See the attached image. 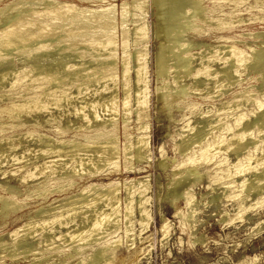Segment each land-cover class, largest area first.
<instances>
[{
	"label": "bare ground",
	"instance_id": "bare-ground-1",
	"mask_svg": "<svg viewBox=\"0 0 264 264\" xmlns=\"http://www.w3.org/2000/svg\"><path fill=\"white\" fill-rule=\"evenodd\" d=\"M2 1L3 0H0V88L2 89V87H5L6 84V86H9V89H6L4 92L0 93V103L2 101H7L4 102V106H1L0 104V119H2L1 117L4 113V115H6V121L8 119L10 120L9 122H12L11 126L10 124H7L10 126L9 128H12L13 130H11L10 132L6 131L7 129H9L7 128V125H2L0 127V156L8 157V159L14 163L20 162L17 167L8 171L11 173H15V171L21 170L27 163H31L30 168L26 171L27 174L26 177H24L25 179L40 177L44 178L43 182H45L49 177L58 175L59 178L70 177L72 180L67 184L62 185L64 186H61L62 188L60 187L57 189L53 188L48 190L45 189V187L47 184L50 185V183H45V187L43 190H38L39 188H35L31 192L30 195L36 196L34 200L35 202L40 199L42 201L40 202V204H38V207L35 208V215L33 217L25 219L23 223L18 225L16 229L10 232L2 233L0 231V257H2V255H6L5 257L9 258L15 257L17 255L23 257L31 255L32 259L29 264H112L114 262L113 257L115 249L120 244H123V242H125L126 248L132 246L133 244L131 238V240L127 239L129 233H131L130 216L133 212L134 207L132 206V193H135L138 199L136 208L139 211L137 213L140 214L139 225L141 227L143 225H146L145 223L147 222V213L144 210V203L148 200L149 197L147 196V198L145 195L147 187L144 184L147 179L144 178L145 176L142 179H138L137 187L135 188V190H132L134 192H131V180H124L122 185H119V182L116 181H110L106 184H98L96 182H92L84 186H79L76 191L69 190H71L72 186L75 184V180H73V177H76L77 179H89L91 177L104 174L106 168L108 169V167H112V170L116 171L119 168L118 167L116 169L119 158H123L122 161L124 162V170L128 171L133 170V167H131L127 163L128 160L131 161L132 158H135L136 160L142 159L141 161L144 162V160L146 159L145 156L147 151L149 150V137L146 133L147 124H143L142 122V124L140 123L138 125L139 132L136 135L134 141L131 140L129 134H124V141L121 143L116 131V121L118 114V98L121 101V107L119 108H121L123 113L121 118L123 125L130 121L129 105L131 97L134 100L133 102H135V109L133 108V110L137 112L138 110L144 111L147 108L146 98L148 96V79L146 78V71L149 51L146 43L148 24L144 19V17L146 16L145 5L147 3V0H121V2L117 4L114 3V0H77V2L68 0H11L6 4H2ZM148 1L151 2L152 12L157 19V24L153 25L152 28L153 37L156 40V46L155 48L153 47L154 60L158 63V65L155 67V72L157 74L156 76L159 77L167 74L165 65L163 66V64H160L159 62V57L161 55H164L163 61H166L167 64L169 63L170 56H172L170 58L172 60L170 61L173 62L171 64H173V67L175 68L174 70H184L190 66L194 58L199 57L201 58V60L202 58L207 60L204 54L206 52H215L216 55H218L217 57H223L220 59L222 60V64L218 66L215 72V74L217 73V75L223 77V80L225 78L227 82L232 81L231 83L234 84V81H236L235 64H238L239 62L244 60V63L256 73V77L261 82H264V49L256 46L257 48H250V52L246 54L242 50L235 47V45L231 41L232 39L230 36H219V38H221L222 40L218 41L219 43L215 45H207L203 42H199L198 44L202 48V51L199 53H183L184 50L188 48V46L196 43L195 38L186 36V33L193 28L191 22L187 20L188 15L192 16V14H199L200 17L204 19L203 21H205L207 18V16L203 15L206 6H203L200 3V0ZM262 1L263 0H254V4L257 5ZM213 9H211V12ZM219 9L220 8H218V10ZM209 14L210 13H208L207 15ZM208 19L211 18L208 17ZM208 19L207 21H209ZM199 21L200 20L198 19V22ZM128 22L129 25H132L131 28L130 26L127 27ZM225 22L226 21H224L223 23L220 22L222 24L221 26L220 23H218L221 30H224V28L228 26H226ZM195 32L194 33L198 35L197 31ZM204 33L202 35H204ZM234 43L237 44V41H235ZM243 47H245V45ZM117 49L121 50V52L118 53ZM198 51L200 50L198 49ZM209 59L210 58H208V60ZM213 59L215 62V56H213ZM206 65H204V67L202 66V70L199 69L202 73H206L209 69H211L210 67H205ZM241 66L244 65L241 64ZM193 71L195 72V70ZM211 71L212 70H210L209 72ZM199 72L196 71V74L194 73V75L199 74ZM190 74L188 75L189 77H191ZM203 75L204 74H202V76ZM193 77L195 78L191 83H188L189 85L201 86L204 83L206 84V82H204V80L200 77ZM207 77L208 76L206 75V78ZM239 81L237 79V82ZM161 87L162 86H156L154 88L156 92H158L157 95H155V99L157 96V99H159L160 102L163 100L165 104L168 105V102L166 101V97L164 95L165 91L161 92ZM187 87L188 86H186L185 84L183 86H180L178 92L184 91L185 89L187 91H192V89L189 88L188 90ZM246 93L245 96H248L247 99L253 100V93L250 91L249 93H247V95ZM232 94L233 93H231V95ZM236 94L239 95L238 92ZM210 95L211 94H209V96ZM212 95L214 96L215 94L213 93ZM175 97H177V94ZM178 97H182V95ZM178 97L176 98V100L179 99ZM256 101L254 102V104L256 103ZM257 103H259V106H257L258 108L256 107ZM257 103L255 104L257 110L253 111L251 117L247 118L244 115L240 114L236 117V122L234 121L236 123L235 127H233L235 130L234 138L236 137V139L233 140L230 148H232L235 152L243 148L244 145L243 141L241 140L243 138H241L240 135L246 133L247 129H251V127L254 125L258 128L264 129V103ZM63 105L64 110H62ZM228 105L230 106L231 104H227V106ZM159 107H161V105ZM193 108L195 107L193 106ZM54 109L63 111L61 115L67 116L65 119L66 125L64 127L62 125H53V123L57 121V118L60 117V115L56 116V114L53 112ZM237 109L238 106L236 107V110ZM100 110L103 112L101 116L98 114V112L100 113ZM226 110L228 111V109H225V112H227ZM23 113L28 114V118L23 119ZM142 114L143 113H141V115ZM140 117L138 118L140 119ZM222 118L216 119L214 121L209 120V126H207L205 122L197 120L192 128L190 127L189 129L188 127V129H186L185 127L188 132L182 137V141L178 144V149L184 153L186 150L189 151V149L195 144H201L203 140L208 135H210L216 127L221 126V124L225 120L224 118V120ZM225 125L227 124L225 123ZM22 126H24L25 128H21ZM67 127L73 128L74 132L76 131L68 138H62L60 136L61 139H57V137H53L54 134H48V132H50L51 130L55 131L56 134L59 132L61 133L62 131H64V129L67 133L69 132L68 130H66ZM85 128H88V130H86ZM91 128H94V130H92L93 132L91 131V133H80L83 132V129L89 131ZM227 128L224 129L226 130ZM228 132H231V130H229ZM219 133H222V131ZM225 133L227 132H224V134ZM247 133L249 135V133L251 132L248 131ZM80 135L82 136V138L78 139V136ZM219 138L220 137L218 136V140L216 138L208 141H205L206 139L204 140L205 143H203L200 147V150L202 152L199 160H201L202 157L204 158L206 153L211 150L213 146H215L214 144H216V142L219 144ZM27 139L30 141V143H28V146H25L24 140ZM249 142H247V144H249ZM220 143L222 144L224 142L222 141ZM17 148L21 150L20 154H17ZM252 149H254L253 151H255V147H252ZM31 152H34L33 157L35 159H37V156H41L42 162H28L31 159L28 154ZM234 155H237V153ZM143 158L145 159L143 160ZM195 158L196 157L191 154V156H188L186 159V163L189 164V166L190 163H193L191 164V169L193 170L189 171L190 168L188 169L185 166V168L188 169V171L186 170V172H184V169L183 172L184 174L186 173L185 175L181 174L182 177L174 180L170 185H168L167 183L168 189L166 192H164V198H168L171 204L176 202L181 197H185L187 199L191 197V195H188L189 192H187V189L188 187L192 186V184L198 179L200 175L198 169L196 168L197 166H194V163H197L194 160ZM206 158L208 159L207 156ZM206 158H204V162ZM241 158L242 157H240V159ZM211 159L209 161H211ZM222 159L223 161L226 160V158ZM223 161H219V163L222 164ZM161 162L160 164L162 165ZM225 163L227 162L225 161ZM171 164H175L176 166V163ZM218 164H216L215 166L221 165ZM239 165H236V170H238ZM232 166L230 165V167ZM245 166L247 167V165ZM253 166H251L252 169H257L253 168ZM167 167L169 169V166ZM178 167L180 166L178 165ZM247 168L246 170L248 172L251 171L250 167V170H248L249 168ZM232 170H234V168ZM238 171L242 172V166L241 170L239 169ZM109 173L111 172H105V174ZM175 174L176 172L173 175ZM234 175L235 174H233L232 176L234 177ZM227 176L229 177L230 174ZM228 177L225 176L226 179ZM24 178L21 179L23 180ZM214 181H216V179ZM231 182H228L231 185L227 186L228 183L226 182L227 184L225 183L226 185L223 186H227L229 188V186H232ZM0 186H5L9 191L8 193H10L12 188H16L17 190L16 186L6 182H0ZM40 186L43 187L42 185ZM244 186L243 188H245L246 191L259 192V190L264 186V169L253 172L252 178L248 180ZM239 187L242 188L241 186ZM122 189L124 193L123 198L121 196ZM55 193H59L58 195L61 197H52L51 201L45 204L46 199H48ZM235 193L237 195V191ZM155 197L157 201L158 196ZM237 197L235 196V198ZM232 199H234V196ZM209 200L211 201L210 198ZM190 201L191 200L186 203L189 204ZM121 202H123L124 205L123 215L125 217V232L123 231V234L125 235L123 236H126L124 237L126 239L122 240L125 241H122L120 236H114V234L116 235L117 233L116 231L119 229L118 223L119 213H121ZM254 203H256V201ZM20 208L21 204L12 199V197L10 198L4 195H0V227L4 225L5 218L8 215L19 210ZM248 208L250 207H247V209ZM253 208H255V204ZM177 209L178 211L175 212V216L176 214L180 216L179 208ZM192 212H190V214ZM191 215L189 216L191 217ZM184 217L186 216L184 215ZM188 217L184 219H186L187 221ZM241 221H243L242 218ZM186 223L187 222H185V225H187ZM54 225H59L64 228H52V226ZM167 225H165V227ZM188 226L189 225H187V227ZM146 228L147 227H145L144 229ZM161 228L164 227L161 226ZM141 233H143V231ZM5 235L9 236V240L5 238ZM144 238L145 237H143L142 239ZM90 242H96L97 245L91 248L86 257L82 258L81 253L83 251L82 249L79 250L78 247L80 246V244L85 245L86 243ZM191 242L192 241H190V243ZM192 243H194V241ZM65 247L73 248L70 249L71 251L68 252V250H66L67 253H62L61 256L54 258L55 260H49L51 255L48 254V252L53 251V253H60V250H64ZM255 259L252 258L249 264H257Z\"/></svg>",
	"mask_w": 264,
	"mask_h": 264
},
{
	"label": "rangeland",
	"instance_id": "rangeland-1",
	"mask_svg": "<svg viewBox=\"0 0 264 264\" xmlns=\"http://www.w3.org/2000/svg\"><path fill=\"white\" fill-rule=\"evenodd\" d=\"M9 1H11V0H3L2 4H6ZM68 1H76L77 2V0H68ZM239 1H241V2H239ZM120 2H121V0H114L115 4L120 3ZM147 3L145 5V15L146 16L144 15L145 16L144 19L146 20V23L148 24L147 25L148 29H147L146 43H147L148 51H149L148 61H147V71H146V78L148 79V83H147L148 96L146 98L147 99L146 100L147 101V105H146L147 108L146 107H145L146 109L141 108V109H145L144 111L138 110L136 112L135 110H133V108L135 107V102H133L134 100L131 97L130 98L131 99L130 105H129V116H130L129 120L130 121H128L126 124L123 125V123L121 121L123 113H122L121 108H119V107H121V101L118 98V114H117V121H116V129H117L116 131H117V134L119 137V141L121 143L124 141V138H123L124 134H129L131 140L134 141L136 138V135L139 132L138 125L140 123L142 124V122H143V124H147L148 131L146 129V133L148 134V137H149V150L146 153V156H145L146 159L143 158V160L145 159L144 162L141 161L142 159L136 160L135 158H132L131 161L128 160L127 163L131 167H133V170H131V171L124 170V162L122 161L123 158L122 159L119 158L118 165H117L116 169L118 167L119 168L116 171L112 170L113 169L112 167H108V169L106 168L105 172H108V171L111 172L109 174H105V172H104V174H101V175H98L95 177H91L89 179H86V178L77 179L76 177H73V180H75V184L72 186L71 190H69V191H72V190L76 191L79 186H84V185L92 183V182H96L98 184H106L110 181H116V182H119V185L120 184L122 185L124 180H128V181L131 180L130 181L131 185H132L131 186V192H134L132 190H135V188L137 187L138 179H142L144 176H145L144 178L147 179L144 185L148 188V189L146 188L145 195H146V197L147 196L149 197V198L147 197L149 201L147 200L145 202L148 204L144 203V210L147 213V222L148 223L146 222L145 223L146 225H143L142 227L139 225L140 224V222H139L140 214L137 213L139 211L136 208L137 203H138V199H137V195L135 193H132V201H133L132 206H134L133 212L130 216V225H131V231L130 232L132 234L129 233V236L127 239L128 240L132 239L131 241L133 244H132V246H130L128 248H126L125 242H123V244H120L115 249L114 257H113L114 262L112 264H133V263L134 264H249L251 262L252 258L253 259L256 258L255 261L257 262V264H264V203H263L264 201H262V200H264V188H263L264 186L259 190V192L246 191V189L243 188L245 183H247V181L252 178L253 172L260 171V169L261 170L264 169V132H263L264 129L258 128L255 125L252 126L251 129L250 128L247 129L246 133H243L242 135H240V137L243 138L241 140L243 141V145H244L243 148L244 149L242 148V149L235 152L232 148H230L233 140L236 139V137L234 138L235 130L233 128L236 125V123H235L236 117L238 115L242 114L245 117L249 118V117H251L253 111L257 110V108H258L257 106H259L258 105L259 103H257V102L264 103V82H261L256 77V73L253 70H251V68H249L244 63L245 62L244 60H242L238 64H235L236 65L235 70L237 71V72L235 71V73H236L235 74V78H236L235 80L236 81H234V84L231 83L232 81L231 82L229 81L230 84H232V85H230L229 82H227L225 80V78L223 80V77L217 75V73L215 74L218 66H220L222 64L221 63L222 60H220V59L223 58L221 56H220V58L217 57L218 55H216L215 52H210V53L206 52L204 54V56L206 57L207 60L202 58V60H203L202 61L201 58H199V57L194 58L193 59L194 61L192 60V63L190 64V66L184 70L183 69L174 70L175 68L173 67V64H171L173 62L170 61V60H172V59H170L172 56H170V58H169L168 64H170V65H168L166 63V61L165 62L163 61L164 55H161L159 57V62H160V64H163V66L165 65V67L167 69V74L164 76H159V77L156 76L157 74L155 72V67L158 65V63L154 60L153 51H154V48L156 46V42H155L156 40L153 37L152 28H153V25L157 24V19L152 12L151 2L147 0ZM200 3L203 6L205 5L207 7V8L205 7V10L203 13V15L207 16V18L205 21H203L204 19H202L199 14H196V15L192 14V16L188 15L187 20L189 22H191L193 28H192V30H190L186 33V36H188L190 38L191 37L195 38L196 43H193L192 45L188 46V48L186 50H184L183 53H187V52L188 53H192V52L193 53H196V52L199 53L202 51L201 46H199V44H198L199 42H203L207 45L208 44L215 45V44L219 43L218 41L222 40L221 38H219V36H230L232 39L231 41L235 45V47L237 49L242 50L246 54H248V52H250V48L255 49V48L259 47V48L264 49V46H263L264 45V4H263L264 0L257 5L254 4V0H238V2H237V0H225V2H224V0H216V1L215 0H200ZM233 3H234V5L236 4L235 7H234ZM237 3H238V6H237ZM148 5H150V6H148ZM216 5H217V7H216ZM0 6H1V3H0ZM218 8H220V9L218 10ZM211 9H213L214 11L212 10V12H211ZM205 12L207 14L210 13L209 14L210 16L207 15ZM208 17H210L211 19H208ZM198 19L200 20L199 22H198ZM207 19L209 21H207ZM224 21H226L225 22L226 26L227 25L228 26L226 28H224V30L223 29L221 30L220 26L222 24L220 22L223 23ZM228 22H232V23H228ZM197 23H199V24H197ZM218 23H220V26ZM129 26H130V28L132 27V25H129V22H128L127 27H129ZM197 29H199V30H197ZM203 29H204V31H203ZM195 31H197L198 35L195 34L196 33ZM203 33H204V35H202ZM235 41H237V44L234 43ZM240 41H242V42H240ZM259 44L261 47L259 46ZM244 45H245V47H243ZM119 48H120V46H119ZM248 48H249V50H248ZM118 49H117V52L118 53L121 52V50H118ZM198 49L200 51H198ZM207 55H208V57H207ZM211 56H212V59H211ZM213 56H215V62H214ZM173 58H174V56H173ZM208 58H210L212 61L209 59L210 60V62H209ZM217 59H218V61H217ZM16 60H17V57H16ZM205 62L207 63V65ZM241 64L244 66H241ZM201 65L203 67H204V65H206L205 67H210L211 69H209L206 73H202L201 72V70H202ZM238 67H240V68H238ZM199 69H201V70H199ZM246 69H248V70H246ZM193 70H195V72ZM210 70H212V71L209 72ZM196 71L199 72V74H197L199 76L194 75V73L196 74ZM190 73H192V74H190ZM189 74L191 75V77L188 76ZM202 74H204V75L202 76ZM212 74H213V76H212ZM170 75H173V76H170ZM192 75L196 76V77H200L201 79L204 80V82H206V84L204 83L201 86L189 85L188 83H191L192 80H194V78H195ZM206 75L208 76L207 78H206ZM236 75H238V76H236ZM209 76L211 79L209 78ZM185 78H187V79H185ZM237 79H238V81L239 80L240 81L237 82ZM215 80H216V82H215ZM220 83L222 86L220 85ZM184 84L186 86H188L187 89L188 88L192 89V91H190L189 89H188L189 91H187L185 89L184 91L178 92L180 89V86H183ZM174 85H176L177 88ZM224 85H225V87H224ZM156 86H162L161 92L165 91L164 95L166 97V101L168 102V105L165 104V102L163 100L161 101L162 102L161 103L160 100L157 99V96L155 99V95H157V93H158L154 89ZM173 86H174V89H173ZM219 86H220V88H219ZM8 87L9 86H6V84H5V87H2V89L0 88V93L4 92L6 89L8 90L9 89ZM223 87L225 89L226 88L227 89L225 90ZM228 87H230V88H228ZM259 87H261V88H259ZM170 89L172 90V92ZM200 89H202V90H200ZM193 90H195V91H193ZM242 91L244 94L242 93ZM249 91L252 92L254 95L253 100H248L247 99L248 96H245V93L246 92L249 93ZM185 92H187V93H185ZM237 92L241 96L237 95L236 94ZM170 93H171V95H170ZM213 93L215 94L214 96L212 95ZM231 93H233V94L231 95ZM247 93H246V95H247ZM176 94H177V97L180 95H182V97H178L179 99L176 100V98H177V97H175ZM209 94H211L212 96L211 95L209 96ZM203 96H205V97H203ZM120 97H121V94H120ZM206 97H207V99H206ZM181 98H183V99H181ZM209 98H211V99H209ZM154 99H155V101H154ZM169 100L170 101L172 100L171 101L172 103ZM174 100H176V101H174ZM181 101L183 103L184 102L185 103L183 104ZM255 101L257 103V105H256L257 108L255 107L256 103L254 104ZM4 102H7V101H2L0 103L1 106L5 105ZM119 102H120V104H119ZM172 104H174L175 106ZM227 104H231V105L227 106ZM158 105L159 106L161 105V107H159ZM173 106H174V108H173ZM193 106L195 108H193ZM237 106H238V109L236 110ZM189 107H191V108H189ZM62 108H63L62 110H64V105L62 106ZM175 108H176V110H175ZM225 109H228V111L226 110L227 112H225ZM218 110H220V111H218ZM234 110H236V111H234ZM119 111H120V113H119ZM168 111L171 113H169ZM53 112L56 114V116L60 115V117L57 118V121L54 122L53 125H62L64 127L66 125L65 119L67 116H65V115L62 116L61 113L63 111H60L57 109H54ZM138 112H140V113H138ZM141 113H143V114L141 115ZM25 114L26 113L22 114L23 119L28 118V114H26V115ZM98 114L101 116V114H103V112L100 110V113L98 112ZM215 114L216 115L218 114V115L216 116ZM201 115H202V117H201ZM5 116L6 115H4V113H3L2 117H1L2 119H0V127L2 125H7V128H9L12 125V122H9L10 120H8V119L6 121ZM140 116H142V117H140ZM228 116H230V117H228ZM138 117H140V119ZM232 117H234V118H232ZM3 118H5V119H3ZM219 118H222L227 125H225V123L223 121L221 126L216 127L214 129V131L210 135H208L209 137L207 136L205 138L206 140L205 139L204 140L208 141V140H211L213 138H216L218 140V136H219L220 142L223 141L224 143H222L223 144L222 145L219 141H218L219 144L216 142V144H214L216 147L213 146V148H211V150H209L206 153V155L204 156V158H206V156L208 157V159L206 158L207 160L205 159V162H204L203 157L201 158V160H199L201 157V152H202L200 150V147L202 146L203 143H205L204 140L201 144H197V145L195 144L193 147H191L189 149V151L186 150L184 153L178 149V144L182 141L181 140L182 137L185 134H187V132H188V130H186V129H188V127H189V129H190V127L192 128V126L195 124V122L197 120L198 121L201 120V121L205 122V124L207 126H209V124H208L209 120L214 121V120L219 119ZM93 122H94V120H93ZM7 123L10 124V126ZM24 126H22L21 128H25ZM227 126H228V128L230 127L231 129L230 128L228 129ZM185 127H186V129H185ZM223 127L227 128V129L225 130ZM85 129L88 130V128H85ZM85 129H83L82 130L83 132H80V133L81 134H85L86 132L91 133V131L94 130V128H91L89 131H86ZM258 129H260V130H258ZM11 130H13V129L9 128L6 131L10 132ZM66 130H68L69 132L66 133V131L64 129L65 132L62 131L61 133L59 132V133L55 134V131L51 130L50 132H48V134L49 135L54 134L53 135L54 138L57 137V139H61V137L62 138H68L69 136L73 135L76 132V131L74 132L73 128L67 127ZM220 130L222 131V133H219V132H221ZM227 130L228 131L231 130V132H228ZM250 130H252V131H250ZM256 130H257V132H256ZM248 131L251 132V133H249V135L247 133ZM260 131H262L263 133ZM224 132H227V133L224 134ZM258 133H260V134H258ZM244 134H247L249 137L247 135H244ZM250 135H252V136H250ZM254 135H256V136H254ZM81 138H82L81 135L78 136V139H81ZM247 142H249V144H247ZM252 142H254V143H252ZM28 143H30V141L28 139L24 140L25 146H28ZM252 147H255V151H253L254 149H252ZM217 148H218L219 152L217 151ZM245 148H246V150H245ZM199 150H200V152H199ZM16 152H17V154H20L21 150L19 148H17ZM187 152H188V154H187ZM209 153H211V154H209ZM236 153H237V155H234ZM33 154H34V152H31L28 154L29 157H31V159L28 162H32V161L37 162L38 161L41 163L42 157L37 156V159H35L33 157ZM191 154L196 157L194 160L197 163L196 164L194 163V166L195 167L197 166L196 168L198 169V171L200 173L198 179L192 184L191 187H188V189H190V190L187 189V192H189L188 195L189 196L191 195V197L188 196L189 197L188 199L191 201L189 202V204H187L186 202H188L189 200L185 197H181L176 202L171 204L169 202L168 198H164L165 197L164 192L167 191L168 185H170L174 180L179 179L180 177H182V175H185L186 173L184 174V172H186V170L188 171L189 168H190L189 171L193 170V169H191V167H192L191 164H193V163H190V166H189V164L186 163L187 157L191 156ZM211 157H212V159H211ZM240 157H242V158L240 159ZM164 158H166V159H164ZM222 158H226V160L223 161ZM171 159H172V162H171ZM210 159H211V161H209ZM120 160H121V162H120ZM245 160H246V162H245ZM159 161L160 162L163 161V162H161L163 166L160 164ZM219 161L220 162L223 161V163L221 164V163H219ZM225 161L227 163H225ZM139 162H141V163H139ZM169 162L176 163L177 167L175 166V164H171ZM237 162H239V163H237ZM261 162L263 163V165ZM215 163L216 164L219 163L218 165L221 164L222 166L221 165L215 166L216 165ZM19 164H20V162L14 163V162H11L8 159V157L0 156V182H6V183H9V184L17 187V190H16V188H12L10 191V193H11L10 194V193H8L9 191L6 189L5 186H2V187L0 186V195H4V196L10 197V198L12 197V199H14L15 201L19 202V204H21V208L19 210L11 213L10 215H8L5 218L4 225L2 227H0V231L2 233H7V232H10V231L16 229L18 225H20L21 223H23L25 221V219H27L29 217H33L35 215L34 210H35V208L38 207V204H40V202L42 201L40 199V200L35 202L34 200H35L36 196L30 195L31 192L35 188H39L38 190H40V189L43 190L45 187V183L46 184L50 183V185L47 184L49 187L46 185L47 188L45 187V189H48V190L53 189V188L57 189V188H60L62 185H65L72 180L70 177L59 178L58 175H54V176L49 177L48 178L49 181L46 180L45 182H43L44 178H40V177L33 178V179H31V178L25 179L24 177H26V174H27L26 171L30 168L31 163H27L26 165H24V167L21 170H17V171H15V173L8 172L9 170L17 167ZM237 164L238 165L240 164L239 165L240 168L238 167V170L239 169L241 170V166H242V172L236 170ZM244 164L247 165L248 168L250 167L251 171L248 172L246 170L247 167ZM178 165L180 167H178ZM230 165L231 166L233 165V166L230 167ZM253 165H255L257 167H255ZM167 166H169V169ZM185 166L188 169L185 168ZM251 166H253V168H257V169L254 170V169H252ZM224 168L226 169V171ZM233 168H234V170H232ZM250 168L248 170H250ZM184 169H185V171H184ZM244 169H245V171H244ZM173 172L174 173L176 172V174L173 175L174 174ZM177 172L180 175H178ZM214 172H215V174H214ZM221 172H223L224 174ZM228 173L230 174L229 177L227 176V175H229ZM233 174H235L234 177L232 176ZM169 176L171 177V179ZM225 176L228 178L226 179ZM21 178H24V179L22 180ZM212 178H214V179H212ZM220 178L222 181L220 180ZM50 179H52V180H50ZM215 179H216V181H214ZM168 180H169V182H168ZM133 182H135V183H133ZM147 182H148V186H147ZM216 182H219V183H216ZM226 182L227 183L231 182L232 186H229V188H228L227 186L231 185V184H229V183L227 184ZM32 183H34V184H32ZM60 183H62V184H60ZM167 183H168V185H167ZM225 183L227 184V186H223V185H226ZM40 185H42L43 187H41ZM205 185L208 188H206ZM239 186H241L242 188H240ZM62 187H64V186H62ZM242 189L245 190L246 192L243 191ZM121 191H122L121 196L123 198V196H124L123 189ZM210 191H212V192H210ZM236 191H237V195L235 193ZM250 192H253L254 194L250 193ZM255 193H256V195H255ZM58 194L59 193H55L54 195H52L48 199H46L45 204L49 203L51 201L52 197H61ZM160 195H161V197H160ZM231 195L234 196V199H232L233 196H231ZM155 196H158L157 201H156ZM228 196H231L232 198L228 197ZM235 196L236 197L238 196L239 198L238 197L235 198ZM209 198L211 199V201L209 200ZM255 201H256V203H254ZM193 202H194V204H193ZM190 203H191V205H190ZM254 204H255V208H253ZM257 205H259L260 207ZM123 207H124L123 202H121L120 203V212L121 213H119V223H118L119 229L116 231L117 232L116 235L114 234L115 237L120 236L121 240L126 239V238H124L126 236H123V235H125V234H123L125 232L124 231L125 230V228H124L125 227V224H124L125 223V219H124L125 217L123 215L124 214V208ZM247 207H250V208H248L249 210L247 209ZM177 208H179L180 216L178 214H176V216H175V212L178 211ZM174 209H175V211H174ZM250 209H252V210H250ZM245 210L248 212H246ZM31 212H33L34 214ZM190 212H192L193 214L191 213L192 214L191 215ZM188 214L191 215V217ZM148 215L150 218L148 217ZM184 215L186 217H184ZM187 217L189 220L187 219V221H186V219H184V218H187ZM193 218L195 221L193 220ZM241 218L243 221H241ZM166 221H167L168 225H167ZM137 222H138V224H137ZM180 222H182V223H180ZM185 222H187L186 224L189 225L188 227H187V225H185ZM197 222H198V224H197ZM165 225H167V226L165 227ZM144 226L147 227L146 228L147 230L144 229L145 228ZM161 226H163L164 228H161ZM55 227L60 228V229L64 228V227L59 226V225L58 226L57 225L52 226V228H55ZM193 228L195 230L196 229L197 230L195 231ZM138 229H140V230H138ZM142 231H143V233H141ZM192 231H194V232H192ZM138 233H140V234H138ZM166 233H168V234H166ZM163 234H164V237H163ZM8 237L9 236L5 235V238L7 240H9ZM143 237H145L146 239L145 238L142 239ZM196 238H198V239H196ZM189 240L192 242L194 241V243L191 242L192 243V245H191ZM122 241H125V240H122ZM96 245H97L96 242L86 243L85 245L80 244L78 249L79 250L82 249V251H83L81 253V257L82 258L86 257L87 254L89 253V251L91 250V248L95 247ZM73 247H68V248L65 247L64 250H60V253H57V252L53 253V251L48 252V254L51 255L49 260H51V261L55 260L54 258L61 256L62 253H67L66 250H68V252L71 251L70 249ZM75 247H77V246H75ZM83 248L84 249L87 248V249L84 250ZM37 255H39V254H37ZM5 256L6 255H2L3 258L0 257V264H29L31 259H32L31 255L26 256V257L17 255V256L12 257V258L5 257ZM60 264H63V263H60ZM101 264H105V263H101Z\"/></svg>",
	"mask_w": 264,
	"mask_h": 264
}]
</instances>
